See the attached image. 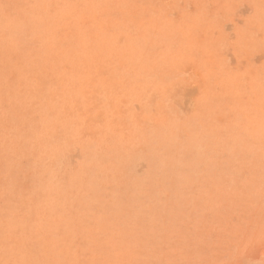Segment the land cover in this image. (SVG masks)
Here are the masks:
<instances>
[{"label":"rangeland","instance_id":"obj_1","mask_svg":"<svg viewBox=\"0 0 264 264\" xmlns=\"http://www.w3.org/2000/svg\"><path fill=\"white\" fill-rule=\"evenodd\" d=\"M0 264H264V0H0Z\"/></svg>","mask_w":264,"mask_h":264}]
</instances>
